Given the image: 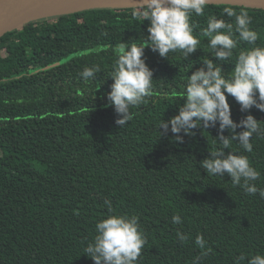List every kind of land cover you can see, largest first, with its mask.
<instances>
[{
  "label": "trees",
  "instance_id": "16d2710c",
  "mask_svg": "<svg viewBox=\"0 0 264 264\" xmlns=\"http://www.w3.org/2000/svg\"><path fill=\"white\" fill-rule=\"evenodd\" d=\"M135 7L41 19L0 37V264H94L85 248L112 213L139 218L147 243L138 264H193L197 257L199 264H235L240 255L264 254V198L201 167L220 147L218 124L193 129L183 143L158 131L161 119L178 114L188 75L211 58L199 35L208 17L234 25L223 9L247 11L258 33L255 45L239 43L229 63L215 61L230 75L241 49L264 47V9L209 3L204 16L191 18L201 42L188 60L179 50L162 58L146 47L152 92L120 127L107 101L108 76L115 45L148 37L149 22L132 17ZM93 65L100 72L84 81L80 72ZM228 102L234 122L251 114L264 128V112H241L231 96ZM251 143L252 152L238 141L225 151L246 155L260 172L253 183L264 189V133ZM177 214L180 224L172 222ZM200 234L205 249L195 243Z\"/></svg>",
  "mask_w": 264,
  "mask_h": 264
},
{
  "label": "clouds",
  "instance_id": "9594fccd",
  "mask_svg": "<svg viewBox=\"0 0 264 264\" xmlns=\"http://www.w3.org/2000/svg\"><path fill=\"white\" fill-rule=\"evenodd\" d=\"M208 4L209 0H141L131 15L134 19L149 22L148 37L142 41L131 39L118 45L119 55L108 76L113 83L107 93V101L118 116L115 123L120 127L126 125L132 119L131 107L146 103V98L152 92L154 73L144 58L145 48L158 52L162 58H169L170 52L179 50L188 60L190 54L199 49V35L207 38L211 58L201 60L202 66L188 75L178 114L159 122L160 138L170 131L175 142L183 143L184 136L195 135L193 129L215 128L218 124L215 139L220 147L201 161V167L207 175L223 177L227 173L233 185L242 187L250 195L259 192L264 198V189H258L253 183L260 178V172L249 158L225 151L233 141H238L245 152H252L253 135L264 133L260 121L251 114L238 123L234 122L228 102L231 96L240 105L241 112H249L252 107L264 112V47L241 49L235 61L230 63L234 69L230 75H225L228 72L215 61L229 63L239 43L255 45L258 33L251 29V17L247 11L237 14L232 8L225 7L224 14L235 17L234 25L212 15L207 19V27L199 35L194 34L191 18L193 14L204 16ZM236 34L238 39L234 38ZM194 64L190 65L189 71ZM98 72V65L86 66L80 76L88 81L94 79ZM238 128L243 130L237 132ZM225 130L230 133L229 136L224 135ZM105 204L112 212L110 201L106 200ZM172 222L180 224V215H174ZM96 233L94 240L85 248V255L94 264H138L147 237L136 215L112 213L96 224ZM177 236L181 242L187 239L179 231ZM195 243L201 249L206 248L207 242L202 234L196 236ZM199 260L200 257H197L193 264H199ZM245 260L247 264H264V254L251 258L240 255L235 264Z\"/></svg>",
  "mask_w": 264,
  "mask_h": 264
},
{
  "label": "water",
  "instance_id": "95a60500",
  "mask_svg": "<svg viewBox=\"0 0 264 264\" xmlns=\"http://www.w3.org/2000/svg\"><path fill=\"white\" fill-rule=\"evenodd\" d=\"M89 0H0V37L5 33L21 29L24 25L41 19L66 15L89 9L135 7L140 2L121 3L119 1L92 3ZM98 2L100 0H90ZM209 3L243 5L264 9V0H209Z\"/></svg>",
  "mask_w": 264,
  "mask_h": 264
},
{
  "label": "bare ground",
  "instance_id": "6f19581e",
  "mask_svg": "<svg viewBox=\"0 0 264 264\" xmlns=\"http://www.w3.org/2000/svg\"><path fill=\"white\" fill-rule=\"evenodd\" d=\"M114 1H119L121 3H134V2H140L141 0H100L98 2H92V1H88L85 5H89V4H92V3H97V5L101 4V3H107V2H113L115 3ZM117 4V3H115Z\"/></svg>",
  "mask_w": 264,
  "mask_h": 264
},
{
  "label": "rangeland",
  "instance_id": "374dc122",
  "mask_svg": "<svg viewBox=\"0 0 264 264\" xmlns=\"http://www.w3.org/2000/svg\"><path fill=\"white\" fill-rule=\"evenodd\" d=\"M97 9H98V8H97ZM101 9H103V8H101ZM61 16H62V15H56V16H54V17H49V18H46V19H53V18L60 19ZM114 47L118 49V45H115Z\"/></svg>",
  "mask_w": 264,
  "mask_h": 264
}]
</instances>
